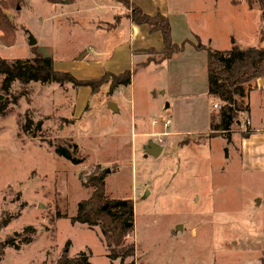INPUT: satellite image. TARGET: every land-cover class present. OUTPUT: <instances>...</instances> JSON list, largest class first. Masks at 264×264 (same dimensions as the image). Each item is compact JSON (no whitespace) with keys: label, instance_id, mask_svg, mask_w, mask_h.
<instances>
[{"label":"rangeland","instance_id":"obj_1","mask_svg":"<svg viewBox=\"0 0 264 264\" xmlns=\"http://www.w3.org/2000/svg\"><path fill=\"white\" fill-rule=\"evenodd\" d=\"M114 3L13 0L4 8L14 30L6 40L0 32V58L24 59L34 48L76 79L127 67L132 74L120 99V87L109 91L108 82L94 93L70 83L38 82H14L10 95L0 91V102L8 99L0 113V220L10 219L0 227V241L12 237L17 245L4 248L0 264H54L66 243L69 257L84 251L91 264H119L107 257L98 226L70 222L91 193L86 178L95 171L104 172L107 198L132 203L126 242L135 244L134 264H261L264 160L257 162L259 170L245 168L225 134H209V120H216L219 109L213 104L221 103L207 93L205 57L194 88L187 84L188 71L178 75L166 64L141 65L146 54L131 57L106 33L125 22V9ZM230 3L169 0L174 36L190 29L191 42L198 33L226 46L242 30L238 14L215 12L213 4ZM110 102L117 111L108 108ZM25 116L42 122L34 138L20 129ZM231 129L242 136L247 130L235 122ZM148 141L162 147L159 156L144 153ZM58 145L79 162L58 156ZM28 226L34 231L24 232Z\"/></svg>","mask_w":264,"mask_h":264},{"label":"trees","instance_id":"obj_2","mask_svg":"<svg viewBox=\"0 0 264 264\" xmlns=\"http://www.w3.org/2000/svg\"><path fill=\"white\" fill-rule=\"evenodd\" d=\"M13 0H0V32L1 38L6 40L11 36L14 27L4 8ZM51 1V0H49ZM124 8L127 13L126 18L134 25H145L149 33H159L162 47L159 50L153 48L141 49L140 52L146 54L147 58L141 63L159 64L170 59L174 54L181 52L186 43V39L176 43L172 39L171 27L168 17L161 12L150 15L144 12L132 0H113ZM249 8L256 5L264 17V0H247ZM194 49L204 50L206 53V88L207 93L217 99L221 105L216 114V120L210 121L209 134H225L230 141V132L233 123L237 122L239 113L248 111L247 95L252 81L262 79L264 82V47L240 48L232 45L228 50H215L201 43L195 37V42H190ZM31 56L24 59L16 58L8 61L0 58V91L10 95L12 83L18 82L20 86H26L30 82L40 84L70 83L72 86H84L90 88L94 93L101 84L109 83V91H114L117 87L130 84L131 70H125L119 74L105 72L98 78L76 79L68 72L58 71L54 68V61L51 56L36 52L30 49ZM21 93V92H20ZM24 94V91L23 93ZM0 102V113L5 110L6 102ZM17 101V96L11 97V103ZM237 119V120H236ZM42 122L34 121L25 116L20 125L22 132L28 133L31 137H36V132L41 131ZM247 127L244 136L248 135ZM54 152L70 161L73 164L79 159L73 156V152L64 146H56ZM86 186L92 188L90 195L77 204L74 216L70 217L71 223L85 224L88 227L98 226L102 241L107 249V257L110 260H119V264L135 263V244L126 242V237L133 230V206L130 201H126L124 206H114L112 199L107 198L104 187V172L95 171L86 178ZM106 207L104 208V206ZM59 217V213H58ZM9 218L0 220V227L9 223ZM34 231L28 226L24 232ZM29 239H26L28 242ZM17 247L12 241V237L0 241V260L5 247ZM68 243L65 244L59 257L54 264H91L89 254L84 251L78 252L75 256H68ZM129 259V261H126ZM260 263L264 264V253L260 256Z\"/></svg>","mask_w":264,"mask_h":264},{"label":"crops","instance_id":"obj_3","mask_svg":"<svg viewBox=\"0 0 264 264\" xmlns=\"http://www.w3.org/2000/svg\"><path fill=\"white\" fill-rule=\"evenodd\" d=\"M132 1L136 5H138L144 12L150 15H153L156 12H161L162 14L166 15L170 23L171 35L174 42L179 43L183 39L191 42L192 33L190 29L185 30V34L179 38H176V36H174V23H172V14L169 8V0ZM115 6L116 8H118V10L122 8L119 4L118 6ZM213 8L215 12L223 11L229 14H238L237 19L239 20V23L242 27L241 32L236 34L235 38H232L229 41L226 40L227 45L224 44L226 46H222L221 48H219V43H216L213 37L203 38L202 35L196 33L193 34L194 39L195 37H197L201 41V43L206 44L212 49L219 51L228 50L234 44L239 46L240 48L264 47V17H262L261 10L258 7L249 8L246 1L236 0L235 2V0H231L230 5L225 6V8L218 7L215 4H213ZM125 12L127 13L126 10ZM122 31H124V33L126 32V34L123 35ZM106 33L109 37L111 36L110 40L113 39L111 40L112 42H115L119 39L121 41L119 44H121L124 48H127L128 55H130L131 57L135 54H140L144 57L145 54L140 52L141 49L153 48L155 50H159L162 47L161 37L159 33H149L147 26L134 25L127 18H125V22H122L115 29L110 30ZM233 34L234 32L230 30L227 33V37L229 38V36H232ZM190 42L185 44L184 49L181 52L174 54L170 59L165 60L157 65L166 64L167 68L171 67L172 70L176 69L178 75L181 74V72L179 71H188L190 74L192 73L191 75H189L190 79L187 81V84L188 86L194 88L195 78L198 76L197 73H200V65L201 63H204V57L206 68V53L204 55V50L194 49ZM109 52H111V50ZM140 62H142V60ZM129 65H131V61L129 62ZM55 66L56 63L54 61V68ZM203 68L204 67L202 66V69ZM128 69L130 68L127 67L121 69L120 71H112L110 73L119 74ZM55 70L57 69L55 68ZM260 84V79L252 81L250 83V90L247 95L248 111L243 112L244 116H246L249 120L250 131L248 132V135L242 136L240 134H235L232 129L230 132V143L238 153L239 158L244 163V167L246 168L248 165L249 168H252L254 170H259L257 162L259 160H264V89L260 88ZM121 88L122 87H120L118 90V99H120ZM187 95L194 96V92L190 91L187 93ZM116 104L117 103H115V105ZM116 108L118 110V105H116ZM238 124H241L240 121L236 122V125ZM254 199L256 201L259 200L260 197H255Z\"/></svg>","mask_w":264,"mask_h":264},{"label":"water","instance_id":"obj_4","mask_svg":"<svg viewBox=\"0 0 264 264\" xmlns=\"http://www.w3.org/2000/svg\"><path fill=\"white\" fill-rule=\"evenodd\" d=\"M28 44L30 46H34L36 44V40L32 37V35H29V37H28ZM82 57H83V55L80 56V59ZM260 83H261L260 84V87H261V85L263 84L262 79H260ZM108 108H110L112 111L117 110L116 105L113 102L108 103ZM143 150H144L145 154L151 155L153 157H157L161 153L162 147L160 145L154 143L153 141H148V143L143 147ZM125 203H126V201H124V200H117V201L113 202V205L114 206H117V205L124 206ZM105 207H106V205L104 206V208Z\"/></svg>","mask_w":264,"mask_h":264},{"label":"built area","instance_id":"obj_5","mask_svg":"<svg viewBox=\"0 0 264 264\" xmlns=\"http://www.w3.org/2000/svg\"><path fill=\"white\" fill-rule=\"evenodd\" d=\"M260 88H262V89H264V83L261 85V87ZM213 107L214 108H219L220 107V104H218V103H214L213 104ZM239 122V121H238ZM155 123V122H154ZM169 120H165L164 122H163V127L164 128H168V126H169ZM240 123H242L243 125H244V127L245 128H247V127H249V120H248V118L246 117V116H244V118H242L241 120H240Z\"/></svg>","mask_w":264,"mask_h":264}]
</instances>
